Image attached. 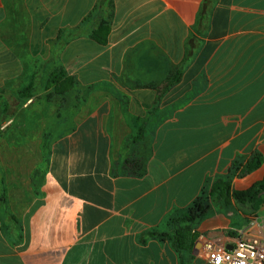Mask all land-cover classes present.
<instances>
[{
	"label": "crops",
	"instance_id": "0c3cea01",
	"mask_svg": "<svg viewBox=\"0 0 264 264\" xmlns=\"http://www.w3.org/2000/svg\"><path fill=\"white\" fill-rule=\"evenodd\" d=\"M254 154L264 0H0V264H211L264 207L212 201L180 250L173 218Z\"/></svg>",
	"mask_w": 264,
	"mask_h": 264
},
{
	"label": "trees",
	"instance_id": "16d2710c",
	"mask_svg": "<svg viewBox=\"0 0 264 264\" xmlns=\"http://www.w3.org/2000/svg\"><path fill=\"white\" fill-rule=\"evenodd\" d=\"M110 21H111V12H107L105 16L101 19L98 26L93 29L89 38L97 42L98 44L104 45L107 42V37L110 31ZM73 86V78L68 77L66 72L60 68L55 70L50 76L47 82L44 84V90L53 88L54 92L63 95L70 91ZM30 87V86H29ZM29 91V88L24 89L21 94L24 96ZM264 164V159H262L260 154H254L250 161L244 165L240 166L234 164L233 169L230 171V175H234L236 171L239 170V167H243L241 175H246L260 167ZM235 171V172H234ZM264 193V179L262 181L255 183L249 189L245 191H229V184L221 182L220 179H217L208 190H203L201 194L194 200L192 205L188 207L183 214L178 218H173L174 221H181V233L179 237L173 238V247L175 250H180L184 248V233L189 230L191 227L199 224L206 216L210 214L211 207L206 204L209 198L216 197L218 200H223L224 203L228 204L230 200L242 203L245 207H250L252 211L257 210L264 200L261 199V194ZM178 232V231H177Z\"/></svg>",
	"mask_w": 264,
	"mask_h": 264
},
{
	"label": "built area",
	"instance_id": "2783aa9c",
	"mask_svg": "<svg viewBox=\"0 0 264 264\" xmlns=\"http://www.w3.org/2000/svg\"><path fill=\"white\" fill-rule=\"evenodd\" d=\"M204 248L211 264H264V217L241 231L231 249L209 243Z\"/></svg>",
	"mask_w": 264,
	"mask_h": 264
},
{
	"label": "rangeland",
	"instance_id": "374dc122",
	"mask_svg": "<svg viewBox=\"0 0 264 264\" xmlns=\"http://www.w3.org/2000/svg\"><path fill=\"white\" fill-rule=\"evenodd\" d=\"M51 71V70H50ZM49 75V74H48ZM46 91V90H45ZM79 90H78V87H76L74 90H72V91H70V92H68V93H76V92H78ZM67 93V94H68ZM262 159H264V158H262ZM246 165V164H245ZM262 165H264V164H262ZM242 168L243 167H239V169H240V171H242ZM259 168V167H258ZM235 172V171H234ZM238 171H236V173H237ZM235 173V174H236ZM232 178H233V175L231 176L230 175V171H229V173L228 174H226L225 175V177H220V178H218V179H220L221 180V182H225V184H229V191H230V193L231 192H234V191H237V190H233L232 189ZM217 181V179L214 181V182H216ZM260 181H262V180H260ZM260 181H258V182H260ZM214 182H212V183H210L209 185H207V187L205 188V190H208V188H210V186L214 183ZM257 183V182H256ZM255 184V183H254ZM253 184V185H254ZM252 185V186H253ZM249 189V188H248ZM247 190V189H246ZM261 199L262 200H264V193H262L261 194ZM212 201H214V202H216V203H218V202H220V203H223V204H225V205H227L226 203H224L223 202V200H218L216 197H212V198H209V200L206 202V204H208V205H210L209 203H211ZM231 201H233L234 203H235V205H237V206H241V207H245V205H243L242 203H239V202H236V201H234L233 199L232 200H230V202L228 203V204H231ZM211 207V206H210ZM260 207H264V203H262V205L260 206ZM1 211H3L2 213H3V215H4V209H2ZM210 213H211V211H210ZM210 215V214H209ZM207 217V216H206Z\"/></svg>",
	"mask_w": 264,
	"mask_h": 264
}]
</instances>
